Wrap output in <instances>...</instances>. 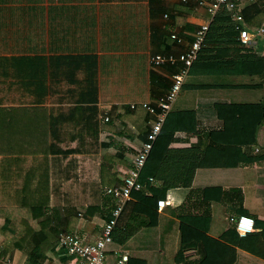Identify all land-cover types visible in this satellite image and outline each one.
<instances>
[{
    "label": "crops",
    "instance_id": "0c3cea01",
    "mask_svg": "<svg viewBox=\"0 0 264 264\" xmlns=\"http://www.w3.org/2000/svg\"><path fill=\"white\" fill-rule=\"evenodd\" d=\"M207 15L204 7L169 0H0V130L6 131L4 138L0 136L2 162L8 163V171L20 160L35 164L42 145L78 148L62 159L61 166L72 164L61 173L49 209L55 232L62 229L92 240L100 231L107 215L89 213L87 207L103 205L101 196L95 195L97 187L120 182L121 168L130 165L152 118L145 109L131 110L128 105L156 100L171 82L174 68L154 67L150 56L182 50ZM218 28L208 33L205 45H225L220 53L231 55V49L239 47L235 32ZM172 32L185 42L177 43ZM262 37L250 48L260 56L243 60L239 72L234 59L200 60L193 66L171 108L165 126L170 132L160 136L157 145L188 146L200 135L205 140L202 146L212 131V159L226 162L197 167L191 185L240 188L243 204L237 211L259 220L254 230L259 233L264 232V121L255 143L248 108L264 99ZM106 109L110 119L103 121ZM15 115H22L23 122H16ZM31 127L37 131L33 137L20 133ZM234 161L244 162L230 164ZM49 173L56 175L51 169ZM160 184L156 179L155 185ZM177 190L184 199L186 189ZM172 203L162 209L156 205L157 224L148 235L132 237L125 247L110 243L106 263L117 264L116 257L131 255L148 264H175L180 233ZM70 206L76 214L64 212ZM210 209L211 222L202 237L206 251L188 252L191 264H264V257L219 238L234 225L225 204L211 201ZM3 221L0 215V224ZM2 238L0 234V244ZM140 241L148 246H139ZM10 257L25 263L27 252L16 249ZM61 263L62 253L49 248L38 264Z\"/></svg>",
    "mask_w": 264,
    "mask_h": 264
},
{
    "label": "trees",
    "instance_id": "16d2710c",
    "mask_svg": "<svg viewBox=\"0 0 264 264\" xmlns=\"http://www.w3.org/2000/svg\"><path fill=\"white\" fill-rule=\"evenodd\" d=\"M261 1L262 0H251L243 6L242 14L246 26L253 28L264 21V8L262 7ZM218 25L224 26L229 30L231 29V31L235 32L236 36L233 23L229 19V12L224 7H222L212 19L208 33L218 30ZM208 35L209 34H207V38ZM261 39L262 42L259 50L264 47V37ZM223 48L227 47L225 45L202 46L192 62L188 73L191 72L193 66L200 60L216 61L219 59L227 61H233L234 59V61L239 64V72L240 64L243 60L260 56L257 53L258 51L241 46L231 49L234 54L225 55L220 53V50ZM232 56L233 58L229 59ZM261 75H263V73L259 76ZM257 84L258 83L254 85ZM137 107L146 110L141 104H137L134 109ZM248 109L249 113L253 114V142L256 143L257 129L264 121V99L259 105L251 106ZM186 111L187 110L182 112L189 113V111L192 110ZM171 115L172 110L167 113L161 130L153 141L148 156L140 169L138 180L144 184V187L131 190V197L124 204L117 223L113 228L112 242H116L125 247L132 237L141 238L144 234L148 235L150 229L157 224V199L171 198L178 218L180 233L179 246L174 253L173 260L175 264H191V260L187 258L188 252L193 251L194 253L204 255L206 251L202 242V237L208 231L211 222L210 202H223L227 212L232 213V216H238L239 213L237 209L243 204V193L242 190L237 187L228 189H222L220 186H208L203 188L192 187L191 180L197 167L225 164L224 162L226 161L212 159L215 150V145H210V143L212 144L215 140L212 131H209L207 136H205L208 142L202 146L201 143L205 140L204 137L199 135L198 141L188 146L158 148L159 137L166 134L167 130L165 126ZM14 117L16 122H23L22 115H15ZM241 117L242 114L240 112V119ZM24 119L28 120L26 117H24ZM34 120H36V118ZM31 121H33V119H31ZM2 122H5V120ZM94 124L96 136L98 133L97 127L99 125L97 118H95ZM2 129L3 130H0V136L4 138L6 131L4 127H2ZM50 132L54 134L55 131L51 130ZM20 133L33 137L34 133H37V131L32 130L31 127ZM144 140H146V138H144ZM246 147L247 146H245V148ZM38 148L40 149H37V151H40L41 156L38 152V161H36L35 164L29 165L25 162L27 164L25 165L23 160H20V162L15 163V169L7 171L6 165L8 163L2 162L4 158H0V215L4 216V221L0 224V234L3 236L0 253L4 256H11L12 252L16 249L25 250L27 252L25 264H38L39 259L46 250L49 248H51V250L54 249V241L57 232L52 229V215L49 209L53 204L54 191H56L57 185L62 181L61 173L65 174L72 164L67 162L64 166L62 165V167V159L65 158L69 152L78 150V148L58 147V145L55 144L42 145ZM96 149L97 148H94L95 151ZM242 155L244 154L242 153ZM247 155L248 154H246L244 158ZM20 159H23V157H20ZM47 159H50L51 162H48ZM245 160L246 159H244V161ZM244 161H234L230 164H238ZM56 167H58V169H56ZM50 169L56 173L55 176L52 177L53 173L50 175ZM11 173H15V175ZM149 177L160 179L161 184L159 186L155 185V182L148 180ZM113 180L114 177H112L111 181L113 182ZM103 186L104 185H101L95 190V195L101 196L100 199L103 205L101 207L97 204L88 205L87 211L89 213H95L100 216L110 213L114 201L103 193ZM178 187L186 189L183 192L184 199H179L177 196L176 192L178 191ZM145 188L150 190V195L145 192ZM194 197L196 198L195 200ZM64 212L68 213V215L72 213L76 214V210L73 206L64 207ZM257 221L254 217L255 228L258 227L260 222L259 220ZM219 238L264 257V232L259 233L254 231L252 233L240 235L235 229V226L232 225L222 231L219 234ZM138 245L142 247L148 246L146 241H140ZM119 260H123L124 264H148L144 258L131 255H126L125 258H123V255L118 256L116 261ZM151 264H165V262Z\"/></svg>",
    "mask_w": 264,
    "mask_h": 264
},
{
    "label": "built area",
    "instance_id": "2783aa9c",
    "mask_svg": "<svg viewBox=\"0 0 264 264\" xmlns=\"http://www.w3.org/2000/svg\"><path fill=\"white\" fill-rule=\"evenodd\" d=\"M182 3L192 4L195 9L204 7L207 16L198 24L193 32L192 39L186 46L178 52H157L150 56V64L154 67L170 66L174 68L171 74V82L169 87L162 95L153 101L130 102L128 107L134 109L137 104H141L148 113L152 115L149 121V128L145 138L134 153L129 166L121 168L120 182L112 185H104L103 193L112 201L113 206L110 213L103 220L100 231L95 235L94 239L86 240V238L77 233L67 232L59 229L55 236L54 248L62 253L61 264H107L106 252L108 245L112 243V232L118 217L127 200L130 199L132 189H140L144 184L138 180L139 172L143 166L148 153L152 147L153 141L158 136L167 113L171 110L173 103L180 92L189 68L196 58L200 48L207 42V34L212 19L217 12L224 7L229 12V19L233 23L236 31L235 41L241 47L251 48L260 36L264 35V21L253 28L246 26L242 14L243 6L251 0H169ZM264 8V0L261 1ZM166 15V14H165ZM177 43L183 44L184 39L177 33L170 34ZM103 121L110 119L109 110L106 109L102 113ZM257 149V148H256ZM149 181L155 182L153 177L148 178ZM145 192L150 194V190L145 188ZM171 199L158 198L157 207L162 209L171 204ZM230 220L234 222L235 229L240 235L252 233L255 230L254 218L247 214H239L238 216H230ZM1 247V244H0ZM124 264L123 260H119ZM0 264H25L17 262L13 257L4 256L0 253Z\"/></svg>",
    "mask_w": 264,
    "mask_h": 264
},
{
    "label": "rangeland",
    "instance_id": "374dc122",
    "mask_svg": "<svg viewBox=\"0 0 264 264\" xmlns=\"http://www.w3.org/2000/svg\"><path fill=\"white\" fill-rule=\"evenodd\" d=\"M85 179V178H84ZM77 183H79V182H77ZM73 187H75V183H73ZM54 204V203H53ZM107 256H109L108 254H107ZM117 258V257H116Z\"/></svg>",
    "mask_w": 264,
    "mask_h": 264
},
{
    "label": "water",
    "instance_id": "95a60500",
    "mask_svg": "<svg viewBox=\"0 0 264 264\" xmlns=\"http://www.w3.org/2000/svg\"><path fill=\"white\" fill-rule=\"evenodd\" d=\"M117 264H122V262L119 261V262H117Z\"/></svg>",
    "mask_w": 264,
    "mask_h": 264
}]
</instances>
